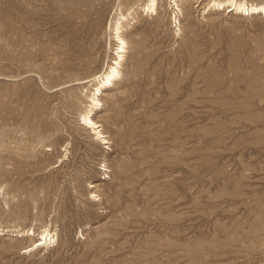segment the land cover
<instances>
[{"label": "rangeland", "instance_id": "obj_1", "mask_svg": "<svg viewBox=\"0 0 264 264\" xmlns=\"http://www.w3.org/2000/svg\"><path fill=\"white\" fill-rule=\"evenodd\" d=\"M208 1L0 0V264H264V12Z\"/></svg>", "mask_w": 264, "mask_h": 264}, {"label": "bare ground", "instance_id": "obj_2", "mask_svg": "<svg viewBox=\"0 0 264 264\" xmlns=\"http://www.w3.org/2000/svg\"><path fill=\"white\" fill-rule=\"evenodd\" d=\"M156 3H157L156 0H148V2L142 6V9L154 11L156 7ZM227 3H229L227 10H229L230 12L234 11L238 13L240 12L242 14L244 13L248 14V13H253V12L254 13L264 12V3L256 4V3H247L245 1L243 2V1H235V0H212L208 3V6L209 8L210 7H217V8L220 7L221 8ZM119 17H120V14H119ZM121 28H122L121 21H118V23H116V25H114L113 27L114 32H115L114 36L117 40V48H116V54L113 57L112 61H110L109 63L107 62L100 72L93 74L89 77L83 78L80 81V83L83 84V90L85 91L84 93L86 94L87 92L86 95H87V98L89 99L88 105H86L84 112L82 113V115H80L82 124H84L86 127L91 129L93 131V134H95L97 138H101V139L103 138V136L100 130H98L100 125H98L97 122L93 120L92 112L93 110L100 108V105H101L100 95L102 94L103 90L110 88L114 84V81L116 80V78L118 77L120 73L119 67L121 66V62L124 58V52H125V41L123 37L121 36ZM40 237H39L40 240L36 241L37 246L46 245L47 241L48 240L50 241V238H51L50 233L47 231V229H44L42 231ZM48 237L50 238L47 239ZM29 248H32V247H29Z\"/></svg>", "mask_w": 264, "mask_h": 264}]
</instances>
